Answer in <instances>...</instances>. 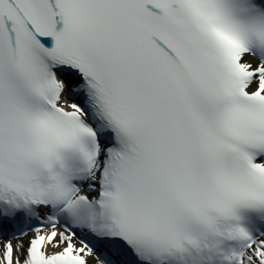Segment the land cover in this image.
<instances>
[{"label": "snow or ice", "instance_id": "1", "mask_svg": "<svg viewBox=\"0 0 264 264\" xmlns=\"http://www.w3.org/2000/svg\"><path fill=\"white\" fill-rule=\"evenodd\" d=\"M0 264H264V0H0Z\"/></svg>", "mask_w": 264, "mask_h": 264}]
</instances>
